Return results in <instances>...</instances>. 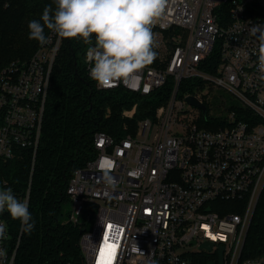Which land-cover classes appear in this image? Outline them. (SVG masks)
<instances>
[{
    "label": "built area",
    "instance_id": "1",
    "mask_svg": "<svg viewBox=\"0 0 264 264\" xmlns=\"http://www.w3.org/2000/svg\"><path fill=\"white\" fill-rule=\"evenodd\" d=\"M249 22H264V0H168L166 19L156 26L182 34L165 67L147 65L128 84L97 85L146 96L171 80L169 103L158 108L157 121L143 118L134 133L118 139L97 132L94 157L70 180L73 208L91 222L81 237L85 264H199L208 252L219 264L220 248L223 264H264V238L256 241L258 256L250 254L248 239L255 217H264V81ZM60 43L51 32L31 58L0 68V187L13 190L1 166L22 149L33 153L34 168ZM211 53L217 65L206 62ZM183 79L191 80L192 90L180 91ZM212 89L240 100L223 125L213 122L207 104ZM189 96L208 106L206 116ZM196 110L200 117L191 120ZM105 171L114 188L103 182ZM10 219L0 213L7 225V239L0 241L6 264H14L19 243L11 244ZM208 241L211 250L202 247Z\"/></svg>",
    "mask_w": 264,
    "mask_h": 264
},
{
    "label": "trees",
    "instance_id": "2",
    "mask_svg": "<svg viewBox=\"0 0 264 264\" xmlns=\"http://www.w3.org/2000/svg\"><path fill=\"white\" fill-rule=\"evenodd\" d=\"M49 4L55 8L54 0H0V68L15 60H28L41 47L28 38L27 25L30 20L39 19ZM45 33L47 37L51 34L47 29ZM87 48L79 38L61 39L52 67L33 170V153L27 149L1 166V176L10 181L18 199H24L30 189L29 212L35 221L34 230L27 234L21 231L18 220L10 219L14 248L19 240L14 264H85L81 237L91 222L83 220L85 214L72 218V201L67 193L70 180L78 168L94 157L97 132L117 139L134 133L137 121L153 117L170 93L171 80L146 96L122 87L99 88L87 70ZM210 61L217 65V53H211L206 62ZM157 64L156 57L150 66ZM211 70L214 72L215 68ZM190 81L183 79L180 91L192 90ZM134 104L138 109L133 118L126 120L122 111ZM257 219L259 222L255 217L248 236L250 254L254 256L261 255L255 244L264 238V217ZM198 260L199 264H218V255L203 253Z\"/></svg>",
    "mask_w": 264,
    "mask_h": 264
},
{
    "label": "clouds",
    "instance_id": "3",
    "mask_svg": "<svg viewBox=\"0 0 264 264\" xmlns=\"http://www.w3.org/2000/svg\"><path fill=\"white\" fill-rule=\"evenodd\" d=\"M54 4L55 8L46 5L39 19L28 22V38L45 45L47 29L61 39H81L88 45L89 76L98 86L128 84L156 59L159 45L153 29L166 19L168 0H54ZM248 34L257 42L256 68L264 81V22H249ZM102 180L109 187L116 186L107 171ZM5 211L20 222L22 232L31 234L35 221L27 197L18 199L11 187H0V213ZM6 239L7 225L0 223V241ZM6 261L7 251L0 247V264Z\"/></svg>",
    "mask_w": 264,
    "mask_h": 264
},
{
    "label": "rangeland",
    "instance_id": "4",
    "mask_svg": "<svg viewBox=\"0 0 264 264\" xmlns=\"http://www.w3.org/2000/svg\"><path fill=\"white\" fill-rule=\"evenodd\" d=\"M153 31L156 33V40H157V43L159 45L158 48H156L157 53H158L157 61L159 64H157V66H155V65H153V66L163 68V67H165V65L168 62L170 52L174 46L175 37L180 33L182 34V32L180 30H176V29L160 30L158 27ZM168 103H169V101L165 100L163 103H161L156 108V111H155L153 117H150L154 122L157 121L158 108H160V106H163V105L167 106ZM207 104H210L211 113H213V115H214L213 117H215V118H212L213 120L215 119L213 122L218 123V125H219L220 120H222L223 117L228 115L229 110L234 108L236 105L240 104V100L237 99L236 97H234L230 92H225L224 90H221V89L220 90L212 89L210 94H209ZM131 108H125L122 111V116L124 118H126V120L134 117V115L138 109V105H137L136 111L133 113V116L124 115V111L125 110H131ZM189 108H193V107L189 106ZM193 109H196V108H193ZM196 114H198V115H196ZM199 117H200V112L196 110V113L191 115V120L197 119ZM141 120L142 119H139L137 121V128H138L139 122ZM213 122H209V124H213ZM125 126L127 127L126 129L129 130L130 125H129L128 121H126ZM137 128H136V130H137ZM133 132H135V131H133ZM130 133L131 132H129L128 134H130ZM71 214H72V218L84 217V214H80L74 210L73 204L71 206ZM85 219L86 218H84L83 220H85ZM191 250L197 251L198 248L193 247V248H191Z\"/></svg>",
    "mask_w": 264,
    "mask_h": 264
},
{
    "label": "water",
    "instance_id": "5",
    "mask_svg": "<svg viewBox=\"0 0 264 264\" xmlns=\"http://www.w3.org/2000/svg\"><path fill=\"white\" fill-rule=\"evenodd\" d=\"M188 101L189 103L195 105V106H198L199 108L203 109L204 111V116L207 115L208 113V106L206 104H203L201 103L196 97L194 96H189L188 97ZM212 246H213V242L211 241H208L206 243H204L202 245V247H206L207 249L211 250L212 249ZM223 248H220L219 250V257H220V263L219 264H223Z\"/></svg>",
    "mask_w": 264,
    "mask_h": 264
}]
</instances>
